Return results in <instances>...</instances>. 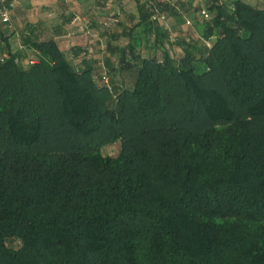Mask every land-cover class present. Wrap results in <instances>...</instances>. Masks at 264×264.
Wrapping results in <instances>:
<instances>
[{"label": "trees", "instance_id": "16d2710c", "mask_svg": "<svg viewBox=\"0 0 264 264\" xmlns=\"http://www.w3.org/2000/svg\"><path fill=\"white\" fill-rule=\"evenodd\" d=\"M205 11L177 56L140 5L102 72L0 61V264H264V0Z\"/></svg>", "mask_w": 264, "mask_h": 264}, {"label": "crops", "instance_id": "0c3cea01", "mask_svg": "<svg viewBox=\"0 0 264 264\" xmlns=\"http://www.w3.org/2000/svg\"><path fill=\"white\" fill-rule=\"evenodd\" d=\"M11 25L0 21V61L15 55L24 65L35 56L34 44L53 41L73 64L89 65L94 73L103 71L110 56L108 44L122 42L121 33L139 22V6L152 7L159 25L169 34L170 54L182 53L174 40L202 43L199 22L206 0H10ZM226 2L230 0H219ZM252 4L262 0H246ZM114 16V27L105 25ZM193 30L194 35L190 31ZM120 37V38H119ZM111 57V56H110ZM95 64L100 67H94Z\"/></svg>", "mask_w": 264, "mask_h": 264}, {"label": "built area", "instance_id": "2783aa9c", "mask_svg": "<svg viewBox=\"0 0 264 264\" xmlns=\"http://www.w3.org/2000/svg\"><path fill=\"white\" fill-rule=\"evenodd\" d=\"M14 2L10 1V0H0V21L3 22L4 24H6L7 26L11 25V20H12V16H11V11L14 8ZM202 15L207 17L208 13L203 10ZM5 17H7V19H5ZM117 23V19L114 16H110L108 17V19L105 22V25L107 27H114ZM29 63H34V60L31 59Z\"/></svg>", "mask_w": 264, "mask_h": 264}, {"label": "rangeland", "instance_id": "374dc122", "mask_svg": "<svg viewBox=\"0 0 264 264\" xmlns=\"http://www.w3.org/2000/svg\"><path fill=\"white\" fill-rule=\"evenodd\" d=\"M191 35H194V32L193 30L190 31ZM94 67H100V65L98 64H95ZM119 146H120V143L118 141H115L114 143L112 144H109L105 147H103L102 151L104 154H110V155H116L119 151Z\"/></svg>", "mask_w": 264, "mask_h": 264}, {"label": "clouds", "instance_id": "9594fccd", "mask_svg": "<svg viewBox=\"0 0 264 264\" xmlns=\"http://www.w3.org/2000/svg\"><path fill=\"white\" fill-rule=\"evenodd\" d=\"M5 19H7V17H5Z\"/></svg>", "mask_w": 264, "mask_h": 264}]
</instances>
